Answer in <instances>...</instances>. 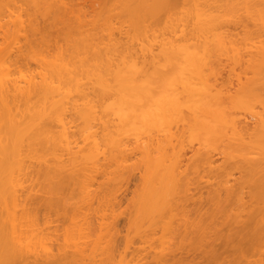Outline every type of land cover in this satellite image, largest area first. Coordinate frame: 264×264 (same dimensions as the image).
<instances>
[{
    "label": "bare ground",
    "instance_id": "bare-ground-1",
    "mask_svg": "<svg viewBox=\"0 0 264 264\" xmlns=\"http://www.w3.org/2000/svg\"><path fill=\"white\" fill-rule=\"evenodd\" d=\"M0 264H264V0H0Z\"/></svg>",
    "mask_w": 264,
    "mask_h": 264
},
{
    "label": "rangeland",
    "instance_id": "rangeland-1",
    "mask_svg": "<svg viewBox=\"0 0 264 264\" xmlns=\"http://www.w3.org/2000/svg\"><path fill=\"white\" fill-rule=\"evenodd\" d=\"M225 73L227 74L226 71L224 72V75H226ZM191 150H192L191 148H190V149L188 148V149L186 150L185 158L188 159V158L191 156V154H192V151H191Z\"/></svg>",
    "mask_w": 264,
    "mask_h": 264
}]
</instances>
